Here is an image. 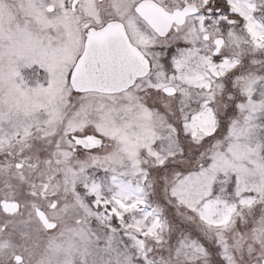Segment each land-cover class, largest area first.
I'll return each mask as SVG.
<instances>
[{
	"label": "snow or ice",
	"instance_id": "obj_1",
	"mask_svg": "<svg viewBox=\"0 0 264 264\" xmlns=\"http://www.w3.org/2000/svg\"><path fill=\"white\" fill-rule=\"evenodd\" d=\"M0 264H264V0H0Z\"/></svg>",
	"mask_w": 264,
	"mask_h": 264
}]
</instances>
